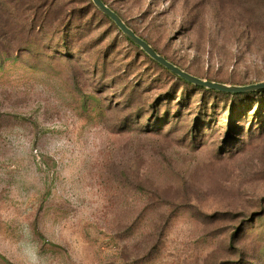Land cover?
<instances>
[{"label":"rangeland","instance_id":"1","mask_svg":"<svg viewBox=\"0 0 264 264\" xmlns=\"http://www.w3.org/2000/svg\"><path fill=\"white\" fill-rule=\"evenodd\" d=\"M161 56L264 83V0H103ZM0 264H264V90L188 84L92 0H0Z\"/></svg>","mask_w":264,"mask_h":264},{"label":"water","instance_id":"2","mask_svg":"<svg viewBox=\"0 0 264 264\" xmlns=\"http://www.w3.org/2000/svg\"><path fill=\"white\" fill-rule=\"evenodd\" d=\"M95 6L109 19H111L117 27L124 33V35L140 47L147 55H149L154 61L159 63L161 66L165 67L167 70L182 78L183 80L198 86L207 88L210 90L229 93V94H246L251 92H256L260 90H264V83H259L250 86H229L217 82H212L208 80H204L198 78L184 70L175 64L168 61L166 58L158 54V52L144 39L139 37L128 25L124 22V20L110 7H108L103 0H92Z\"/></svg>","mask_w":264,"mask_h":264},{"label":"trees","instance_id":"3","mask_svg":"<svg viewBox=\"0 0 264 264\" xmlns=\"http://www.w3.org/2000/svg\"><path fill=\"white\" fill-rule=\"evenodd\" d=\"M105 3V2H104ZM106 4V3H105ZM129 27V26H128ZM135 32V31H134ZM136 33V32H135ZM137 34V33H136ZM138 35V34H137ZM140 37V36H139ZM143 39V38H142ZM136 45V44H135ZM159 54V53H158ZM156 62V61H155ZM157 63V62H156ZM172 63V62H171ZM159 64V63H158ZM160 65V64H159ZM161 66V65H160ZM163 67V66H162ZM165 68V67H164ZM166 69V68H165ZM183 70V69H182ZM169 71V70H168ZM185 71V70H184ZM172 73V72H171ZM175 75V74H174ZM177 76V75H176ZM180 78V77H179ZM180 79H182V78H180ZM183 80V79H182ZM183 81H185V80H183ZM186 83H188V84H191V83H189V82H187V81H185ZM193 85V84H192ZM198 87V86H197ZM200 88V87H199ZM201 88H203V87H201ZM261 91V90H260Z\"/></svg>","mask_w":264,"mask_h":264}]
</instances>
